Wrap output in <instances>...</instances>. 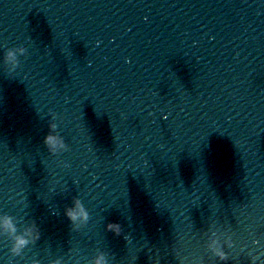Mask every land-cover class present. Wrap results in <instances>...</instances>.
I'll use <instances>...</instances> for the list:
<instances>
[{"label": "water", "instance_id": "water-1", "mask_svg": "<svg viewBox=\"0 0 264 264\" xmlns=\"http://www.w3.org/2000/svg\"><path fill=\"white\" fill-rule=\"evenodd\" d=\"M101 254L264 264V0H0V264Z\"/></svg>", "mask_w": 264, "mask_h": 264}, {"label": "clouds", "instance_id": "clouds-1", "mask_svg": "<svg viewBox=\"0 0 264 264\" xmlns=\"http://www.w3.org/2000/svg\"><path fill=\"white\" fill-rule=\"evenodd\" d=\"M25 49L21 48L20 49V53L21 55L24 54ZM16 61H17V57H16V53L14 51L9 50L7 52V56H6V62L8 63H12L14 65V67L16 66ZM53 129H55V125L51 126ZM44 144L49 147L50 149L55 150L57 146L59 147H63V141L60 140L57 136L54 135H48L46 136L45 140H44ZM67 218L70 221L75 222L77 219L79 218H83L85 221H87L88 218V213L85 210V208L82 206V204L79 201H76V207L75 209L69 208L66 212ZM5 228L9 229L13 232H15V227L12 225L11 220L7 219L5 222ZM107 231L114 233L116 236H120L122 234V226L119 223H109L107 225ZM37 239H39V236H37ZM28 241H26L23 238H17L16 241V247L13 249L14 252H16L17 254L19 253V251L24 248L27 245ZM222 259H226L227 257L224 256L223 254H220ZM255 259V258H254ZM108 255L106 254H101L99 255L96 260H95V264H108Z\"/></svg>", "mask_w": 264, "mask_h": 264}]
</instances>
